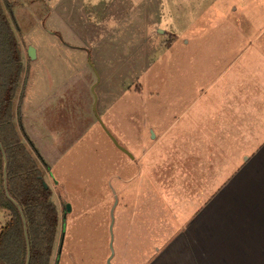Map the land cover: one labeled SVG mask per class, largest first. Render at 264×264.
I'll return each instance as SVG.
<instances>
[{
  "label": "rangeland",
  "instance_id": "obj_1",
  "mask_svg": "<svg viewBox=\"0 0 264 264\" xmlns=\"http://www.w3.org/2000/svg\"><path fill=\"white\" fill-rule=\"evenodd\" d=\"M14 11L20 88L28 69L30 101L45 108L29 137L59 214L50 264H108L112 236V264H162L172 219H193L264 148V0H34ZM62 89L66 111L52 113Z\"/></svg>",
  "mask_w": 264,
  "mask_h": 264
},
{
  "label": "crops",
  "instance_id": "obj_2",
  "mask_svg": "<svg viewBox=\"0 0 264 264\" xmlns=\"http://www.w3.org/2000/svg\"><path fill=\"white\" fill-rule=\"evenodd\" d=\"M33 1L2 0L15 35L24 34L15 18V7H30ZM21 54L24 55L23 44ZM26 72L21 86V113L24 130L30 136V129L34 128V125H37L38 129L41 124L40 117L45 108L42 100L35 99V102L31 103L26 86L29 70ZM64 93L66 91L62 89L58 95H50L53 101L49 106L50 112L66 111ZM37 113L38 118L33 116ZM31 119L34 120L33 124ZM30 140L32 141L31 138ZM34 146L37 149L35 144ZM41 157L43 158L42 155ZM259 169L264 172V148L259 153L247 157L229 178L231 181L226 182V187L221 192L209 196V203L205 208L202 205L199 214L196 212L193 219L187 218L182 223L172 219L171 226L175 229L172 238L169 237L173 231L169 227L170 221L168 226L163 224V238H169L162 250L169 251L163 254L162 261L165 260L168 264H264V175L260 176L259 180L255 178ZM163 221L165 223L166 218L163 217ZM165 261L162 264H165Z\"/></svg>",
  "mask_w": 264,
  "mask_h": 264
},
{
  "label": "trees",
  "instance_id": "obj_3",
  "mask_svg": "<svg viewBox=\"0 0 264 264\" xmlns=\"http://www.w3.org/2000/svg\"><path fill=\"white\" fill-rule=\"evenodd\" d=\"M21 52L20 41L0 0V210L9 214L0 228V264H26L27 238L29 264H50L59 214L51 188L43 184L44 170L49 166L22 124L20 84L25 71ZM3 151L7 160L6 185Z\"/></svg>",
  "mask_w": 264,
  "mask_h": 264
},
{
  "label": "water",
  "instance_id": "obj_4",
  "mask_svg": "<svg viewBox=\"0 0 264 264\" xmlns=\"http://www.w3.org/2000/svg\"><path fill=\"white\" fill-rule=\"evenodd\" d=\"M27 53H28L29 57H31L32 59L36 58V52H35V49H34L33 47L30 46V47L28 48V50H27ZM111 137H112V140L114 141V143H115V144H116V145H117L122 151H124L125 153H128L127 150H126L125 148H123L122 146L119 145V143L117 142V140H116L115 138H113V136H111ZM3 157H4V177H5V185H6V168H7V160H6V155H5L4 151H3ZM43 184H44L45 187H49V185L46 183L45 180H44ZM6 194H7V196L13 201V203H15V204L17 205L16 201H14V200L9 196L8 192H6ZM116 202H117V197L115 198V204H116ZM66 208H67L68 211L71 209V207H70L69 204L66 205ZM22 218H23V220H24L23 214H22ZM24 223H25V220H24ZM113 223H114V215H113V209H112V223H111V226H110L111 231H112V229H113ZM24 230H25V234L27 235V233H26V225H24ZM26 238H27V236H26ZM27 246H28V254H27V261H26V264H29V259H30V249H29L28 238H27ZM110 246H111V254H110V257L108 258V264H112V263H111V260H112V258H113V256H114V249H113V236H112V239H111Z\"/></svg>",
  "mask_w": 264,
  "mask_h": 264
}]
</instances>
